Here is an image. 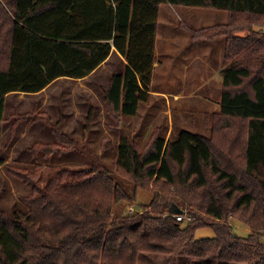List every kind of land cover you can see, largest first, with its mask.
<instances>
[{"label": "trees", "instance_id": "obj_1", "mask_svg": "<svg viewBox=\"0 0 264 264\" xmlns=\"http://www.w3.org/2000/svg\"><path fill=\"white\" fill-rule=\"evenodd\" d=\"M164 5L229 14L225 26L192 31L194 40L227 38L212 133L182 131L168 142L156 136L141 151L120 134L116 172L66 170L45 187L31 172L13 170L32 191L30 211L12 219L0 210V264H135L140 250L264 264V34L253 29L264 26V0H0V149L9 94L83 79L114 49L126 63L105 91L107 113L118 125L136 117L150 99ZM92 124L90 113L86 134ZM58 138L65 140L61 132ZM47 150L59 152L35 148ZM3 163L0 157V173ZM149 187L151 204L138 209L136 196ZM120 202L137 211L114 214ZM174 204L195 220L183 226L170 215ZM234 220L248 236L234 231ZM203 228L214 237L197 239Z\"/></svg>", "mask_w": 264, "mask_h": 264}, {"label": "rangeland", "instance_id": "obj_2", "mask_svg": "<svg viewBox=\"0 0 264 264\" xmlns=\"http://www.w3.org/2000/svg\"><path fill=\"white\" fill-rule=\"evenodd\" d=\"M228 22L226 11L164 5L160 10L150 99L141 104L136 117H121L119 125L118 120L108 116L104 100L112 75L122 73L125 68L126 62L117 53L83 79H59L37 94H9L1 129L0 157L4 163L0 173V210L12 219L16 212L30 211L26 197L32 191L13 175V170L31 172L37 183L45 187L66 170H85L94 165L116 172L120 134L127 136L141 151L147 150L156 136L168 142L176 141L182 131L212 133L214 120L221 110L222 71L229 64L225 58L227 38L208 39L199 35L194 40L192 31L206 32ZM253 29L264 34V26L256 25ZM90 113L93 124L86 134L84 126ZM60 132L68 141L58 138ZM47 145L59 148V152H35V148ZM115 175L121 177L119 173ZM132 186L126 188L132 192ZM153 193L151 187L139 190L134 206L139 209L150 205ZM128 206L126 202L114 204L113 213L125 214ZM232 222L237 234L248 236L247 228L243 229L235 220ZM211 237L214 232L210 228L196 232L197 239ZM135 264L224 262L140 250Z\"/></svg>", "mask_w": 264, "mask_h": 264}, {"label": "built area", "instance_id": "obj_3", "mask_svg": "<svg viewBox=\"0 0 264 264\" xmlns=\"http://www.w3.org/2000/svg\"><path fill=\"white\" fill-rule=\"evenodd\" d=\"M137 211V209H135L134 207H129L128 208V214H134ZM172 217H174L178 222H182V223H192L195 218L193 216H191L189 214V212H182L181 214H177V215H173L170 214Z\"/></svg>", "mask_w": 264, "mask_h": 264}, {"label": "water", "instance_id": "obj_4", "mask_svg": "<svg viewBox=\"0 0 264 264\" xmlns=\"http://www.w3.org/2000/svg\"><path fill=\"white\" fill-rule=\"evenodd\" d=\"M182 212H183V210L175 204L170 209V213L173 215L181 214Z\"/></svg>", "mask_w": 264, "mask_h": 264}, {"label": "crops", "instance_id": "obj_5", "mask_svg": "<svg viewBox=\"0 0 264 264\" xmlns=\"http://www.w3.org/2000/svg\"><path fill=\"white\" fill-rule=\"evenodd\" d=\"M156 44H157V41H156ZM114 53H117V54L121 57V55H120V54L114 49V50L112 51V53H111L109 59L112 57V54H114ZM121 58H122V57H121ZM109 59H108L106 62H108ZM122 60H123L124 62H126L123 58H122ZM106 62H105V63H106ZM105 63H103L102 65H104ZM53 83H54V82H53ZM53 83H52V84H53ZM52 84H51V85H52Z\"/></svg>", "mask_w": 264, "mask_h": 264}]
</instances>
